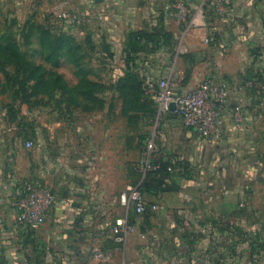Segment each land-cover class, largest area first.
Segmentation results:
<instances>
[{
  "label": "crops",
  "instance_id": "0c3cea01",
  "mask_svg": "<svg viewBox=\"0 0 264 264\" xmlns=\"http://www.w3.org/2000/svg\"><path fill=\"white\" fill-rule=\"evenodd\" d=\"M62 1L0 0V8L24 25L43 23L42 15L58 19L64 10L67 17L51 27L66 35L59 45L104 68L106 79L105 73L124 74L129 30L163 26L174 33L175 50L164 43L139 53L153 74H185L180 83L186 89L219 75L229 109L240 106L244 119L238 126L225 114L223 134L214 143L168 119L175 144L167 137L162 144L188 161L187 171L196 177L180 176L175 190L146 192L159 207L136 214L119 201L141 176L133 168L140 154L124 145L127 131L119 129L116 92L113 98V90H106L105 101L90 112L80 104L58 117L47 106L45 118L37 108L32 149L10 133L17 125L0 110V264H264V118L257 126L251 122L264 101V0H232L221 15L207 6L208 26L201 20L205 0H185L194 23L176 18L177 0ZM208 30L218 36L217 46L206 41ZM247 80L255 86L245 89ZM32 181L48 182L55 197L39 228L16 219V203ZM121 217L135 224L123 241L112 230ZM96 253H111L112 259H97Z\"/></svg>",
  "mask_w": 264,
  "mask_h": 264
},
{
  "label": "rangeland",
  "instance_id": "374dc122",
  "mask_svg": "<svg viewBox=\"0 0 264 264\" xmlns=\"http://www.w3.org/2000/svg\"><path fill=\"white\" fill-rule=\"evenodd\" d=\"M49 17L42 15L44 22L42 24L33 22L24 25L17 17L9 15L0 8V110L4 109L7 121L17 125V128H11L10 133L19 135L24 143L27 140H32L35 143L30 136L32 114L36 112L37 108L40 109V117L45 118L49 107L58 114V117H62L65 114L64 108L72 102L88 103L93 105L92 108H95L97 104L105 101V89L112 87L113 98L114 92L117 93L115 97L119 108V129L127 131L126 138L128 140L124 142V145H127L128 148H137V138L142 127L136 122L134 105L127 103L131 100L130 93L126 88L128 83L118 81L114 82L115 85L112 84L109 74L105 73L109 77L106 79L105 75L100 73L104 68H98L92 62L81 61L78 56L71 54L68 48L56 51L55 47L51 45L54 35L45 28V25L52 21L54 22L52 25H55L57 18L55 19L53 15L50 19H48ZM58 19L60 18L58 17ZM15 44L19 46L17 51L13 47ZM44 72L51 80L47 83L39 81L37 94L21 89L22 79L18 80L17 74L24 73L29 79L31 77L39 78ZM29 82H31L30 84L37 83L35 85L38 86L36 80ZM3 87L5 90H2ZM28 88L27 85L26 89ZM170 118H162L161 123L164 124V127L161 128L159 124L157 131L159 138L167 137L171 143L175 144L172 130L166 126ZM147 134H151V131L148 130ZM139 153L141 156V152Z\"/></svg>",
  "mask_w": 264,
  "mask_h": 264
},
{
  "label": "built area",
  "instance_id": "2783aa9c",
  "mask_svg": "<svg viewBox=\"0 0 264 264\" xmlns=\"http://www.w3.org/2000/svg\"><path fill=\"white\" fill-rule=\"evenodd\" d=\"M69 0H63V6H67ZM232 0H205L203 3L204 11L201 14V20L207 25L210 15L207 13V6L211 7L214 12L221 15L231 9ZM202 6V7H203ZM174 15L183 22H195L193 10L185 0H177L174 4ZM59 18H66L67 13L61 10ZM208 26V25H207ZM206 41L217 46L218 42L214 37L212 30L207 31ZM174 55H171L172 59ZM138 70L143 77L146 93L150 95L157 103V114L152 124L142 123V132L151 131L142 146L140 160L137 159L136 167L146 172L158 165H152L155 158L165 156L162 139L158 136V126L164 127L162 118L171 117L179 125L189 128L202 141L214 143L219 140L225 127V114L231 113L234 121L239 126V122L244 119V112L240 106H235L232 111L226 102L227 85L219 75H209L205 77L196 87L192 89L184 88L185 74L179 78L172 75L158 77L151 71V66L144 59L139 60ZM125 68V67H124ZM120 77L114 74L112 82ZM244 88L255 86L254 80H247L241 83ZM264 118V101L254 109L252 114V124L257 126ZM153 127H152V126ZM26 147L34 148L32 140L26 141ZM140 154V153H139ZM25 195L16 203V219L23 225L31 228H39L46 220L47 214L54 203L55 197L52 193L51 186L48 182H28L24 185ZM122 205L132 208L136 214H145L148 210L158 209V204H151L139 185H130L119 196ZM240 205L244 207L245 202ZM113 232L117 235L116 239L123 241L129 233L135 231V224L128 217L117 218L112 227ZM97 259L109 261L112 259L111 253H96ZM122 264H128L123 262Z\"/></svg>",
  "mask_w": 264,
  "mask_h": 264
},
{
  "label": "trees",
  "instance_id": "16d2710c",
  "mask_svg": "<svg viewBox=\"0 0 264 264\" xmlns=\"http://www.w3.org/2000/svg\"><path fill=\"white\" fill-rule=\"evenodd\" d=\"M51 27H53L52 24L45 25V28L49 32H52V34L54 35L53 44L51 45L55 47V50L56 51L58 50L59 52V51H63L64 49L68 48V47L62 48V45H59V40L61 41V39L65 38L66 35L64 33H59L57 30H54L55 31L54 33ZM214 37L216 39L218 38V36L215 34H214ZM175 42H176V39H175L174 33L166 30L165 27L163 26L156 28L152 31L129 30L126 34L125 44H124V52H125L124 74L118 77L116 80H114L112 84L115 85V83L118 81L121 83L122 82L128 83L126 88L128 92L130 93L129 96H131L130 97L131 100L127 103L134 105V112H135L136 122L138 123V125L139 124L142 125V123L152 124L157 114V103L150 95L146 93L143 77L138 70V67H139L138 62L141 59V56L139 55V53L141 52L149 53V52L158 51L162 49V46L164 43L165 44L168 43L172 45L174 44L173 47L171 48V51H174L175 50L174 46L176 44ZM0 47H1V44H0ZM13 47H14V50L17 51L19 46L15 44ZM107 48L106 49L109 50V47ZM68 50L71 52V54L76 55V53L71 51V48H68ZM172 55L174 54L172 53ZM26 76L27 75H25L24 73L22 75L20 74L16 75L18 80L19 78L22 79L21 89L25 91H31L32 94L33 93L37 94V91L39 90V81L41 83L43 82L47 83L49 82V80H51L48 74H46L45 72L39 78L31 77L28 79V77ZM32 80L38 81V86L35 85L37 83L30 84L31 82L29 81H32ZM27 85L29 86L28 89H26ZM111 89L112 87L108 89L106 88L105 91L111 90ZM2 90H5V87H3ZM101 103L102 102H100V104ZM80 104H84L88 106L89 108L87 109L83 107V110L88 111V112L92 110L93 111L97 110V108L100 105V104H97L95 108H92L93 105H90L88 103H82V102L73 103L72 102V103H69L66 108H64L65 114L72 112L70 110L71 108L78 109ZM147 136H148L147 133H144L142 131L139 132V136L137 138L138 139L137 149H139L137 150L138 152L142 151V146ZM163 150L166 152L165 156H162L160 158H155L152 161V165H158L157 168H152L146 172H142L136 167L137 160H135L133 163L134 170L139 172L141 176V179L134 185H139L140 189L142 190L144 194L146 192L158 193V192L175 190L178 188L177 179L180 176H185V177L188 176L191 178L196 177V173L194 170H192L191 172L187 171L190 165L188 161L183 159L180 154L167 149V147L165 146ZM141 158L142 157H139L138 160H140Z\"/></svg>",
  "mask_w": 264,
  "mask_h": 264
}]
</instances>
